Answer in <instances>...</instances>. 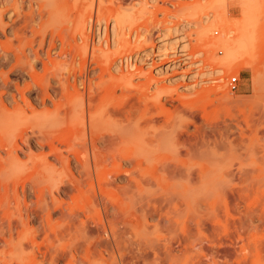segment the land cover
Wrapping results in <instances>:
<instances>
[{
	"label": "rangeland",
	"instance_id": "374dc122",
	"mask_svg": "<svg viewBox=\"0 0 264 264\" xmlns=\"http://www.w3.org/2000/svg\"><path fill=\"white\" fill-rule=\"evenodd\" d=\"M85 65L168 140L73 148ZM0 104V264H264V0H0Z\"/></svg>",
	"mask_w": 264,
	"mask_h": 264
},
{
	"label": "bare ground",
	"instance_id": "6f19581e",
	"mask_svg": "<svg viewBox=\"0 0 264 264\" xmlns=\"http://www.w3.org/2000/svg\"><path fill=\"white\" fill-rule=\"evenodd\" d=\"M49 1V0H48ZM76 2V1H75ZM78 2V1H77ZM50 3V2H49ZM120 3V2H119ZM103 4V3H102ZM18 5V4H17ZM76 5V4H75ZM101 6V5H100ZM102 7V6H101ZM100 7V8H101ZM99 8V9H100ZM96 10V9H95ZM104 10V9H103ZM100 12V11H99ZM103 12V11H101ZM108 13V12H107ZM106 13V14H107ZM100 18V17H98ZM93 23V21H92ZM91 24V23H90ZM100 24V23H99ZM198 24V23H197ZM196 24V25H197ZM198 26V25H197ZM106 28V27H105ZM104 28V29H105ZM105 36V35H104ZM87 46V45H85ZM74 52V51H73ZM94 53H92V59ZM62 57V56H61ZM90 57V55H89ZM98 57V56H97ZM70 58V57H69ZM101 58V57H100ZM32 59V58H31ZM77 60V59H76ZM121 60V59H120ZM127 60V59H126ZM35 62V60L33 61ZM37 62V61H36ZM77 62V61H76ZM127 63V62H126ZM78 65V64H77ZM89 65V64H88ZM117 65V63H116ZM134 65V62L132 64V66ZM87 65H85L83 67V72L86 75V80L87 82H89L87 85V83L82 82V86L85 89L83 92H80L79 89H76L75 94L73 95L72 93L66 91L65 95L63 98L64 101L61 103V110H63V114H61V121L63 123V133L67 134L69 133L68 131L72 132V133H79L82 132V136L79 138L77 143H74L72 145V147H76L78 149H81L83 151H87V152H91L92 157L94 159V161L98 164L101 162H106V163H111L109 161H123L125 160V157L122 155V150L126 147H128L129 145H141L143 142L144 143H149V144H153L156 143L157 146L158 144H163L164 142H166L168 140V136L167 135H163L160 133H149L146 132L144 130H142V127L140 125V123H135L134 121H132V117H131V113L130 112H125L126 111V105L127 103V99H125L127 96L125 94H123L121 97L117 96V89L118 87L121 88H127L125 89L126 91L130 89V85L132 84V82L128 79L125 78L126 75H123L122 77H117V76H112L111 79L109 80V82L101 83V85L97 86V89L95 90L93 85H92V79L91 76L89 74V68L86 67ZM131 66V67H132ZM135 66V65H134ZM250 67H253L254 64L250 63L249 64ZM29 68V65L27 66ZM64 67H66L64 65ZM63 67V69H64ZM120 68V67H119ZM115 69V68H114ZM30 70V69H28ZM61 70V69H60ZM79 70V69H78ZM119 70V69H118ZM122 70V69H121ZM66 72V71H65ZM129 73V72H127ZM94 75V74H91ZM96 75V74H95ZM56 76V75H55ZM78 76V75H77ZM81 76V75H80ZM78 76V77H80ZM64 77V76H63ZM62 77V79H63ZM77 77V78H78ZM82 77V76H81ZM76 78V79H77ZM94 81V79H93ZM79 82H81V79L79 80ZM78 83V80H77ZM80 85V84H79ZM34 86V85H33ZM95 86V85H94ZM65 88V85L63 86ZM72 89V87H70ZM96 88V87H95ZM81 89V87H80ZM86 89H88V94L86 95L85 91ZM133 89V87H132ZM27 91V90H26ZM64 91V89H63ZM62 91V92H63ZM131 92V90H129ZM128 91V92H129ZM133 92V91H132ZM2 97V96H1ZM15 97V96H14ZM31 97V96H29ZM128 98V97H127ZM36 99V98H35ZM9 101V99L7 100ZM39 103V102H38ZM47 103V102H46ZM45 103V104H46ZM9 104V102H8ZM11 104V103H10ZM44 104V105H45ZM131 104V103H130ZM2 105V104H0ZM80 105V109L77 111L76 114L74 115H69L68 114V107L69 108H73V107H79ZM3 106V105H2ZM28 107L30 109H32V111L34 112L35 107L31 104L28 103ZM128 107V105H127ZM3 108V107H2ZM27 108V107H26ZM1 109V108H0ZM4 111V110H3ZM23 111L25 112V114H27V112L23 109ZM27 111L29 112V110L27 109ZM1 112V110H0ZM10 112V111H9ZM136 112V111H135ZM12 113V112H11ZM62 113V112H61ZM1 114V113H0ZM8 114V113H7ZM7 116V115H6ZM8 118V116H7ZM3 121V119H2ZM36 121V120H34ZM17 122V121H16ZM15 122V123H16ZM60 122V120H59ZM41 123V122H40ZM32 124V123H31ZM10 125V124H9ZM20 125V124H19ZM15 126V125H14ZM147 126V125H146ZM3 127V126H2ZM149 127V126H148ZM32 128V126H31ZM8 129H10L8 127ZM149 129V128H148ZM6 131V130H3ZM24 133V132H23ZM32 133V132H31ZM22 134V133H21ZM20 134V135H21ZM25 134V133H24ZM28 134V133H27ZM80 135V134H79ZM10 136V135H9ZM38 136V135H37ZM48 136V135H47ZM40 137V136H39ZM42 137V136H41ZM45 137V136H44ZM43 137V138H44ZM51 137V136H50ZM53 137V136H52ZM60 137V136H58ZM6 138V137H4ZM34 138V137H33ZM31 136L29 135H22L21 139L23 144H34L35 146L37 144H39L40 148H44L46 146V143L51 147L52 151H58V149L53 145V143H49V142H45L44 140L41 139H36L37 141L35 142V138L33 139ZM9 139V138H8ZM4 140V139H3ZM6 140V139H5ZM11 140V139H10ZM13 140V139H12ZM75 140L74 136L72 141ZM9 141V140H8ZM53 141V140H52ZM12 142V141H11ZM55 142V141H54ZM8 144H11L8 142ZM60 144V143H59ZM155 144V145H156ZM18 145V142H17ZM33 145V146H34ZM19 146V145H18ZM38 146V145H37ZM36 146V147H37ZM63 146V144H62ZM5 151L6 154L9 155V157H12V146L10 145H5ZM22 148V147H21ZM149 148V147H147ZM146 148V149H147ZM137 149V148H136ZM141 149V148H140ZM4 150V149H3ZM109 151L110 155L109 157L106 156V151ZM15 151V150H14ZM19 151V150H18ZM148 151V149H147ZM150 151V150H149ZM85 152V153H87ZM146 152V151H145ZM51 153V152H50ZM139 153V152H137ZM153 153V152H152ZM151 152L149 154H152ZM117 154H120V158H118L119 156H117ZM134 154V153H133ZM132 154V155H133ZM147 154V152H146ZM145 154V155H146ZM19 154H15V157H18ZM77 155V154H76ZM88 155V153H87ZM108 155V154H107ZM148 155V154H147ZM111 156V157H110ZM141 156V153H140ZM6 157V158H9ZM49 157V156H48ZM91 157V156H90ZM88 157V158H90ZM91 157V158H92ZM142 157V156H141ZM140 158V157H139ZM139 158H136V160L138 161H143ZM147 158V157H146ZM13 159V158H12ZM73 159V158H72ZM78 159V158H77ZM157 159V158H156ZM161 158H158V160ZM18 159H15V161H17ZM132 160V159H130ZM135 160V159H134ZM133 160V161H134ZM87 161V160H85ZM128 161V160H127ZM151 161V160H150ZM148 159V162H150ZM5 164H11L10 160L6 159ZM21 162V160H20ZM83 162V161H82ZM135 162V161H134ZM3 163V162H2ZM72 163V162H71ZM85 163V162H84ZM13 164V162H12ZM89 164V163H88ZM96 164V165H97ZM83 165V164H82ZM87 165V164H85ZM91 165V164H90ZM111 165V164H110ZM139 165V164H138ZM93 167V163L91 165ZM90 166V168H91ZM95 166V164H94ZM99 166V164L97 165V167ZM96 167V166H95ZM96 167V168H97ZM85 168H88V166H83V170ZM4 169V168H3ZM91 169H87V173L88 171L90 172ZM93 170V169H92ZM84 173V172H83ZM89 174V173H88ZM82 175V174H81ZM84 175V174H83ZM85 181V180H84ZM79 187V186H78ZM133 188V187H132ZM137 190V189H136ZM134 191V190H133ZM123 193V192H122ZM127 193V192H126ZM108 204V203H107ZM1 207V206H0ZM135 208V207H134ZM32 213V212H31ZM126 213V212H125ZM138 215V214H137ZM70 217H72L70 215ZM125 222V221H124ZM244 248H242L243 250ZM241 250V251H242ZM243 253V252H242ZM240 256V255H239ZM248 256L247 254H243L242 257L238 260V264H247V262H250V260H248ZM250 259V257H249ZM248 260V261H247ZM249 264V263H248Z\"/></svg>",
	"mask_w": 264,
	"mask_h": 264
},
{
	"label": "built area",
	"instance_id": "2783aa9c",
	"mask_svg": "<svg viewBox=\"0 0 264 264\" xmlns=\"http://www.w3.org/2000/svg\"><path fill=\"white\" fill-rule=\"evenodd\" d=\"M214 33L218 34V30H215ZM221 53L222 52L220 51V54ZM223 73H224V70H221V74H223ZM223 79L225 80L227 89L231 93H236V92L240 91L242 86H243L240 74H232L230 76L224 77Z\"/></svg>",
	"mask_w": 264,
	"mask_h": 264
}]
</instances>
